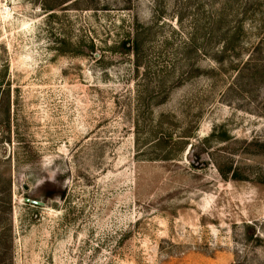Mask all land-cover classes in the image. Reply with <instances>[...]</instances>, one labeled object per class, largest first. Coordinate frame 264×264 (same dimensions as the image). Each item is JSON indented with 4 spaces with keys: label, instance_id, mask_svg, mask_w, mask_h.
Masks as SVG:
<instances>
[{
    "label": "rangeland",
    "instance_id": "obj_1",
    "mask_svg": "<svg viewBox=\"0 0 264 264\" xmlns=\"http://www.w3.org/2000/svg\"><path fill=\"white\" fill-rule=\"evenodd\" d=\"M0 264H264V0H0Z\"/></svg>",
    "mask_w": 264,
    "mask_h": 264
},
{
    "label": "water",
    "instance_id": "obj_2",
    "mask_svg": "<svg viewBox=\"0 0 264 264\" xmlns=\"http://www.w3.org/2000/svg\"><path fill=\"white\" fill-rule=\"evenodd\" d=\"M26 190H28L27 186H26ZM27 202H32L34 205H37V206H43L44 203L42 202H38V201H31L29 199H26Z\"/></svg>",
    "mask_w": 264,
    "mask_h": 264
}]
</instances>
